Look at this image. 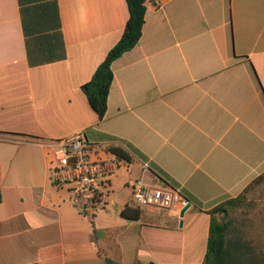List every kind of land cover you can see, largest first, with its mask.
<instances>
[{
	"label": "crops",
	"instance_id": "obj_1",
	"mask_svg": "<svg viewBox=\"0 0 264 264\" xmlns=\"http://www.w3.org/2000/svg\"><path fill=\"white\" fill-rule=\"evenodd\" d=\"M58 5L66 58L32 65L46 17L0 0V264H202L207 212L264 174V0H152L140 42L113 63L102 121L82 86L121 39L127 0ZM78 132L132 155L118 168L93 154L114 174L86 215L50 171L51 145ZM144 164L191 207L125 218L132 181L163 182Z\"/></svg>",
	"mask_w": 264,
	"mask_h": 264
},
{
	"label": "trees",
	"instance_id": "obj_2",
	"mask_svg": "<svg viewBox=\"0 0 264 264\" xmlns=\"http://www.w3.org/2000/svg\"><path fill=\"white\" fill-rule=\"evenodd\" d=\"M152 0H127L130 18L125 26L119 42L109 51L105 60L98 67L92 79L82 86L91 108L97 113L100 121L104 120L108 111V100L114 81L113 63L125 53L134 49L143 36L148 5ZM23 13L26 8L46 17L47 27L41 28L46 34L38 35L39 48L32 51L29 48V59L32 65L52 63L66 58L61 18L58 0H20ZM25 31H28V23L24 18ZM49 31V33H48ZM44 43H43V42ZM18 135V134H13ZM28 139L34 136L21 135ZM111 150L117 156L131 160V153L122 147H114ZM143 157V156H142ZM148 167L163 182L179 189L170 183L168 177L158 171H154L151 165ZM264 180V174L255 179L246 190L237 197L228 198L207 213L211 215V224L208 240L207 254L202 264H264V250L254 244L252 240L245 238L244 233L235 228L231 220H220L218 214L229 215L231 211L247 204L246 192L255 183ZM180 190V189H179ZM181 191V190H180ZM182 193V191H181ZM183 194V193H182ZM141 210L127 207L123 216L130 220L139 219ZM108 264H119L106 259ZM154 264V263H150Z\"/></svg>",
	"mask_w": 264,
	"mask_h": 264
},
{
	"label": "built area",
	"instance_id": "obj_3",
	"mask_svg": "<svg viewBox=\"0 0 264 264\" xmlns=\"http://www.w3.org/2000/svg\"><path fill=\"white\" fill-rule=\"evenodd\" d=\"M51 147V176L56 184L70 189L74 206L85 215L104 208L111 191L114 172L109 167V162L93 160L92 156L106 152L112 156V163L118 168L129 166L127 160L107 147L90 144L83 132L58 140ZM148 168V164L143 165V174ZM131 188L134 204L140 210H165L178 205L186 208L190 203L179 189L165 182L149 183L144 175L132 181Z\"/></svg>",
	"mask_w": 264,
	"mask_h": 264
},
{
	"label": "rangeland",
	"instance_id": "obj_4",
	"mask_svg": "<svg viewBox=\"0 0 264 264\" xmlns=\"http://www.w3.org/2000/svg\"><path fill=\"white\" fill-rule=\"evenodd\" d=\"M247 204L229 215L218 214L220 220H231L245 238L264 250V180L253 183L246 192Z\"/></svg>",
	"mask_w": 264,
	"mask_h": 264
},
{
	"label": "water",
	"instance_id": "obj_5",
	"mask_svg": "<svg viewBox=\"0 0 264 264\" xmlns=\"http://www.w3.org/2000/svg\"><path fill=\"white\" fill-rule=\"evenodd\" d=\"M191 207V204L189 203V205L185 208L184 212L189 209Z\"/></svg>",
	"mask_w": 264,
	"mask_h": 264
}]
</instances>
